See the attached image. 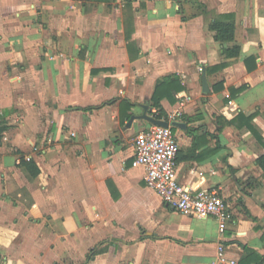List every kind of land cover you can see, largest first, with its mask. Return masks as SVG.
Here are the masks:
<instances>
[{
	"label": "crops",
	"instance_id": "0c3cea01",
	"mask_svg": "<svg viewBox=\"0 0 264 264\" xmlns=\"http://www.w3.org/2000/svg\"><path fill=\"white\" fill-rule=\"evenodd\" d=\"M224 16L235 30L222 44L209 24ZM166 78L159 106L185 125L172 127L177 180L224 199L223 234L132 167L151 124H127L157 115ZM0 119V264H210L219 244L264 264V148L247 127L264 140V0H0Z\"/></svg>",
	"mask_w": 264,
	"mask_h": 264
},
{
	"label": "built area",
	"instance_id": "2783aa9c",
	"mask_svg": "<svg viewBox=\"0 0 264 264\" xmlns=\"http://www.w3.org/2000/svg\"><path fill=\"white\" fill-rule=\"evenodd\" d=\"M178 151L171 125L166 128L150 125L135 136L132 167L144 170L146 187L155 192L165 206L183 216L199 219L213 217L217 220L218 232L223 234L232 221L228 205L216 191L191 189L178 182ZM210 264L239 262L226 256L224 246L219 244L215 260Z\"/></svg>",
	"mask_w": 264,
	"mask_h": 264
},
{
	"label": "trees",
	"instance_id": "16d2710c",
	"mask_svg": "<svg viewBox=\"0 0 264 264\" xmlns=\"http://www.w3.org/2000/svg\"><path fill=\"white\" fill-rule=\"evenodd\" d=\"M209 28H210V30L216 32L215 40L222 43V44L229 43V42H232L234 40L235 26H234V23L232 21V16H224L220 19L214 20L213 22H211L209 24ZM239 51H240L239 47L234 46L233 48H230V49H223L222 55L224 57H227V58H234V57H237L239 55ZM249 62H254V59L250 58V59L246 60V65ZM248 71H249V67H248ZM172 82H173L172 78H166L155 88V92H154L153 97H152V101H153L152 107H155L157 109V115L151 114V111H149V114H151L156 119L167 121V118L165 117L163 111L161 110V108L159 106V102L165 96V94H162L164 86L169 85ZM237 91H239V90H237ZM167 97L170 100H172V96L169 93H167ZM125 106H126L127 110H129L130 107L132 106V104H130L129 102H126ZM124 118L128 119L129 115H127V114L120 115L121 120H123ZM247 121L250 122V120H247ZM247 127H248V129H250L252 131V133L256 137L257 141L259 142V144L264 148V140L262 139V137H260V135H258L255 132V130L248 124V122H247ZM6 130H7V127H6L5 123L3 122V120L0 119V142L2 139V135ZM172 130L174 132L175 128H172ZM176 161H177V159H176ZM257 164L262 169H264V156H262L261 158H259L257 160ZM24 167H25L26 172H28V174H30V176H32V177H36L39 174V170L37 169V167L35 166V164L31 160L25 162ZM105 252H106V248L102 249V250H95L94 249L90 253V256H88V259H90V257H92L93 255H96L99 253H105Z\"/></svg>",
	"mask_w": 264,
	"mask_h": 264
},
{
	"label": "water",
	"instance_id": "95a60500",
	"mask_svg": "<svg viewBox=\"0 0 264 264\" xmlns=\"http://www.w3.org/2000/svg\"><path fill=\"white\" fill-rule=\"evenodd\" d=\"M202 91L204 93H208V85L206 82L204 69H203V74H202ZM134 120H143V121H145L151 125L158 126V127H164V128L168 127L169 125H171L172 127H175V128H179V129L185 128V125L181 124L179 122L169 123L167 121L159 120V119H156L154 117L149 116L147 114V107H144V113L141 116H138V117L132 116L127 125L130 127V125L132 124V122Z\"/></svg>",
	"mask_w": 264,
	"mask_h": 264
}]
</instances>
